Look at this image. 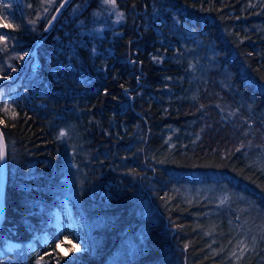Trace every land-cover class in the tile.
Returning a JSON list of instances; mask_svg holds the SVG:
<instances>
[{"label":"trees","instance_id":"1","mask_svg":"<svg viewBox=\"0 0 264 264\" xmlns=\"http://www.w3.org/2000/svg\"><path fill=\"white\" fill-rule=\"evenodd\" d=\"M62 1H0V75ZM33 60L0 264H264V0H73Z\"/></svg>","mask_w":264,"mask_h":264},{"label":"water","instance_id":"2","mask_svg":"<svg viewBox=\"0 0 264 264\" xmlns=\"http://www.w3.org/2000/svg\"><path fill=\"white\" fill-rule=\"evenodd\" d=\"M72 2H73V0H63L60 3V5L57 7L55 12L53 13L51 18L49 19L47 25L42 30L41 34L36 38L35 42L32 44L30 51L27 53V55H25L24 59L22 60L20 69H19V71H17L18 72L17 77L13 78L11 80L7 79L11 75L9 77H4V78L2 77L5 80H3L0 83V88L4 84L6 85L7 83H9L13 80H17L21 76V74L23 72H25V70H27L29 64L34 59L37 47L47 38V36L53 30L54 26L57 24L59 19L62 17V15L67 10V8L71 5ZM0 151L4 152V159H3V161H0V189L2 187V191H3L2 200L0 201V226H1L3 219H4V216H5L4 185H5V178H6V146H5V141H4V137H3L1 129H0ZM1 170H4L3 181L1 179V176H2Z\"/></svg>","mask_w":264,"mask_h":264},{"label":"rangeland","instance_id":"3","mask_svg":"<svg viewBox=\"0 0 264 264\" xmlns=\"http://www.w3.org/2000/svg\"><path fill=\"white\" fill-rule=\"evenodd\" d=\"M1 2H3L4 0H0ZM41 2H43V5H44V7L45 6H47V10H48V8H50V7H52V5H54L55 4V2H56V0H41ZM46 13V12H45ZM35 57V56H34ZM22 60H23V58L21 59V63H22ZM21 63H20V65H19V67L21 66ZM32 63V62H31ZM33 63H36V60H33ZM14 71H19V69L18 70H12L11 71V73H10V75L12 74V72H14ZM2 77H5V76H2V75H0V78H2ZM8 77V76H7ZM65 242V244H66V242L67 241H63V243ZM74 248H77V247H74ZM60 251L61 252H63V253H65V245L63 246V244L62 245H60Z\"/></svg>","mask_w":264,"mask_h":264},{"label":"snow or ice","instance_id":"4","mask_svg":"<svg viewBox=\"0 0 264 264\" xmlns=\"http://www.w3.org/2000/svg\"><path fill=\"white\" fill-rule=\"evenodd\" d=\"M106 2H107V0H106ZM25 55H27V53H25ZM21 59H22V57H21ZM59 135H60V137H63L66 135V133L62 131ZM3 159H4V152L0 151V161H3ZM0 247H7V244L6 243L0 244ZM240 249H241V253H243V251L246 250V246L244 245L243 241L240 242ZM233 255H235V253H233ZM40 259L43 260V257H41ZM38 264H39V261H38Z\"/></svg>","mask_w":264,"mask_h":264},{"label":"bare ground","instance_id":"5","mask_svg":"<svg viewBox=\"0 0 264 264\" xmlns=\"http://www.w3.org/2000/svg\"><path fill=\"white\" fill-rule=\"evenodd\" d=\"M36 40V39H35ZM35 42V41H34ZM33 42V43H34ZM32 47V46H31ZM30 51V50H29ZM28 51V52H29ZM27 52V53H28ZM25 57V56H24ZM24 57H23V59H24ZM17 75H18V72L17 71H14V72H12V74H11V76L9 77V78H7V79H9V80H11V79H13V78H16L17 77ZM4 78V77H3ZM3 78H0V83L3 81V80H5V79H3ZM1 179H2V181H3V175H4V170H1ZM2 194H3V191H2V187H1V189H0V201L2 200ZM56 215H54L53 216V218H52V220H53V222L56 220Z\"/></svg>","mask_w":264,"mask_h":264}]
</instances>
